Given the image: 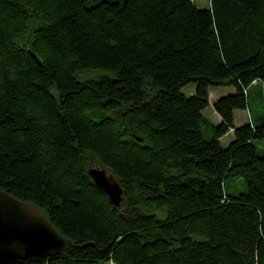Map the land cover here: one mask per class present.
<instances>
[{
    "label": "trees",
    "instance_id": "16d2710c",
    "mask_svg": "<svg viewBox=\"0 0 264 264\" xmlns=\"http://www.w3.org/2000/svg\"><path fill=\"white\" fill-rule=\"evenodd\" d=\"M96 1L0 0V190L67 242L31 264H264V0Z\"/></svg>",
    "mask_w": 264,
    "mask_h": 264
},
{
    "label": "water",
    "instance_id": "95a60500",
    "mask_svg": "<svg viewBox=\"0 0 264 264\" xmlns=\"http://www.w3.org/2000/svg\"><path fill=\"white\" fill-rule=\"evenodd\" d=\"M88 175L114 209L123 206L124 189L111 172L98 164ZM66 249V240L37 207L0 190V264L42 263Z\"/></svg>",
    "mask_w": 264,
    "mask_h": 264
},
{
    "label": "rangeland",
    "instance_id": "374dc122",
    "mask_svg": "<svg viewBox=\"0 0 264 264\" xmlns=\"http://www.w3.org/2000/svg\"><path fill=\"white\" fill-rule=\"evenodd\" d=\"M102 1H124V0H97L96 2H102ZM196 6L203 10H209L211 7V1L210 0H192ZM99 75H89L87 79H94L98 78ZM264 88V85L262 87H253L251 90V100H250V111H246L245 113H242V111H237L235 113V125H244L245 123H250L251 116H253L254 119L259 117L260 115L264 114V99L257 96L258 90H262ZM182 93L187 96L191 97L195 93V85H189L182 89ZM235 94V90L233 88H227V87H212L210 89V105L209 107L203 112V115L205 118L209 119L213 123H216L217 120V113L215 112L213 108V104L221 99L222 97H226L228 95ZM243 123V124H241ZM239 127V126H237ZM208 134H206L207 137ZM233 140V133L228 134L225 136L222 140V144L225 148L228 147L229 143ZM226 191L230 195H238L241 193L247 192V187L245 183L242 180H229L226 183Z\"/></svg>",
    "mask_w": 264,
    "mask_h": 264
},
{
    "label": "crops",
    "instance_id": "0c3cea01",
    "mask_svg": "<svg viewBox=\"0 0 264 264\" xmlns=\"http://www.w3.org/2000/svg\"><path fill=\"white\" fill-rule=\"evenodd\" d=\"M236 112H237V111H236ZM236 112H235V113H236ZM245 112H246V111H242V113H245ZM216 115H217V114H216ZM216 117H217V120H216V123H215V124H219V123L221 122V118H220L218 115H217ZM235 118H236V115H235ZM235 124H236V123H235ZM241 124H243V123H241ZM245 124H247V123H245ZM237 126H242V125H237ZM237 126H236V127H237ZM230 133H233V131H231ZM230 133H229V134H230ZM222 140H223V139H221V142H222Z\"/></svg>",
    "mask_w": 264,
    "mask_h": 264
}]
</instances>
